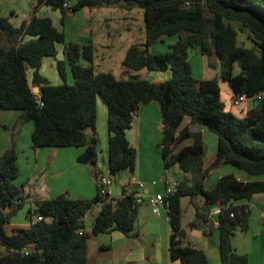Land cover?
Segmentation results:
<instances>
[{
	"label": "trees",
	"instance_id": "trees-1",
	"mask_svg": "<svg viewBox=\"0 0 264 264\" xmlns=\"http://www.w3.org/2000/svg\"><path fill=\"white\" fill-rule=\"evenodd\" d=\"M66 0H35L28 21L14 27L0 15V110H18V123L33 121V149L42 147H85L92 154L91 165L96 182L98 139L96 134V103L106 107L107 168L113 179L132 173L136 150L126 137L140 104L156 101L159 105L163 134L158 147L164 169L177 166L183 177L172 193L164 196L166 217L171 227L169 255L179 264H208L200 249L186 242L182 228L181 198L203 199L204 210L195 211L191 227L208 222L207 210L219 207L218 240L221 263L248 264L245 254L236 253L231 237L240 226L248 227L249 213L235 201L264 194V0H78L69 11L120 5L131 10L139 7L144 20L145 39L127 47L122 65L133 71H166L171 75L162 82L129 75L117 78L110 71H98L96 47L92 44L66 42L47 16H38L45 5L68 12ZM245 33L251 48L240 45L238 33ZM175 36L169 51H149L157 41ZM63 45L64 60H56L62 82L53 84L40 75L45 57L56 59L57 46ZM192 45L206 59V66L217 69L218 76L195 79L187 48ZM66 63L73 78L66 82ZM238 70L234 72V66ZM32 69L31 83L26 70ZM219 79L231 87L232 99L243 95L253 98L242 116L225 108L221 99ZM38 87V92H33ZM260 97V99H258ZM244 100V101H245ZM243 102L240 104L242 105ZM239 105V106H240ZM185 119L189 123L184 125ZM198 125L216 135V156L204 167V143ZM192 143L184 145L185 140ZM231 165L248 175L237 180L232 174L219 177L211 187L205 182L210 171ZM18 175L14 146L0 155V264H89L88 235L84 216L100 205L91 227L93 235L118 230L135 236L140 204L134 188L121 198L107 200L98 192L91 199H77L67 193L35 201L29 215L40 220L27 228L6 233L5 225L22 208V188L14 183ZM121 186H123L121 184ZM233 214L231 217L230 214ZM231 226H227V222Z\"/></svg>",
	"mask_w": 264,
	"mask_h": 264
},
{
	"label": "crops",
	"instance_id": "crops-1",
	"mask_svg": "<svg viewBox=\"0 0 264 264\" xmlns=\"http://www.w3.org/2000/svg\"><path fill=\"white\" fill-rule=\"evenodd\" d=\"M34 1L35 0H0V15L7 17L14 27H18L23 21H28L31 18L32 4ZM77 1L78 0H66V3L72 7ZM100 9H103V7ZM36 14L38 16L49 17L53 25L58 30L63 31L66 42L80 45L92 43L96 47V69L98 71L109 70L112 73L114 72L112 71L113 63L104 59L105 57H103L102 50L99 49L94 42V35L89 27V23L92 19V9L84 7L76 11L68 10L63 20L59 10H52L45 5L41 6ZM117 35H119V33H117ZM97 40L101 42L104 39L102 37V39L98 38ZM102 47L103 45H100V48ZM194 49V54L199 53L198 49ZM152 52L159 53L163 51L154 46ZM97 56L98 58L96 59ZM64 59L63 45L60 44L57 46L56 59L52 57H45L43 59L40 75L50 83L60 84L62 80L56 68V60ZM121 62L122 59L118 62V65L122 66ZM123 69L124 74L129 76L130 72L125 68ZM26 74L28 81L31 83L32 69H27ZM146 74L149 81L162 82L170 77L171 72L170 70L147 71ZM220 81L222 82V80L219 79V85ZM66 82H73L70 68L69 73L66 69ZM229 93L231 101L233 94L232 89ZM249 107L250 106L247 105L246 109ZM246 109L239 111V116H242ZM96 110V134L98 139L96 164L98 163L100 164L99 166H102L98 168L99 171H101L103 166L104 168L107 167V128L106 107L100 100H97ZM19 114L20 112L18 110H0V155L11 146H14L16 151V164L18 167L17 178L21 175L20 167L22 164L29 170L23 178L19 179L17 184L22 188V193L25 198L22 208L11 217L10 221L4 227L8 234H11L13 230L17 228H27L30 223L34 221L32 217H30L28 210L35 207V201L49 199L63 192L67 193L72 198L91 199L95 196L97 191L94 169L90 170V168H87L90 166H79L82 164L75 162V159L83 152L85 147H42L33 149L31 134L34 123L33 125L28 124L26 126L25 124L18 123ZM188 121L184 125H187L189 123ZM198 127L200 128L199 131L201 135L204 134L205 130L200 126ZM162 134L163 126L158 103L156 101H150L145 104H140L130 128L126 131V137L130 145L134 147L139 154L142 149H147L149 154H156L158 151L161 154L158 143L162 138ZM205 152L206 146L204 144V167H209L215 159L216 149L212 151L208 157L205 156ZM161 164L163 166L162 156ZM161 164L158 161L155 168L149 164L145 166L139 161V164L135 165L134 171L132 173H127V175L133 174L144 183V186L136 191L142 195L145 200L154 194L164 193L167 185L176 183L183 177V172L180 169L179 172L173 171L176 166L169 169H164L163 167L165 172H160L158 165ZM86 165H91V163L89 162ZM170 171H172L171 175L168 174ZM225 174H232L236 178L244 181L250 179L246 173L234 166L221 165L217 169L210 171L205 186L208 188L211 187L219 177ZM215 175L216 177L214 179L213 177ZM70 179H75L76 184H81V186H66V182ZM196 202H202L201 198L196 197L192 202L189 201L193 206V218L185 224L182 220V228L186 234L185 244L188 243L190 246L202 250L208 259V264H222L219 254L217 228L208 222L196 227L190 226V222L194 220L195 211L198 208ZM234 204L245 206L249 213V221L246 230L236 229L234 231L231 237L232 246L236 253L245 254L247 256L248 264H264V194L257 193L252 195L249 199L235 201ZM92 208L84 216V227L87 219L91 221V224L94 222L97 212L91 215ZM150 209V206L146 202L142 203L139 207L136 221L138 222L137 225L142 224L144 227L143 238L145 240L147 239L148 242L144 241L140 248L134 245H130L126 248V257L124 258L125 264H179L177 260H172L169 255V237L172 230L168 219L161 215H153ZM203 210L204 205L201 211ZM208 211L209 209L206 212L208 213ZM139 219L141 220L139 221ZM116 231L118 230H111L103 234L108 233L110 236L115 234V236L119 238L128 237L120 231L121 234H116ZM139 234V231H135V236L138 237ZM147 247H150L153 251H148ZM100 248L112 250L113 247L109 243H101ZM89 264L96 263L94 261H89ZM109 264L114 263L110 262ZM224 264L228 263L225 262Z\"/></svg>",
	"mask_w": 264,
	"mask_h": 264
},
{
	"label": "rangeland",
	"instance_id": "rangeland-1",
	"mask_svg": "<svg viewBox=\"0 0 264 264\" xmlns=\"http://www.w3.org/2000/svg\"><path fill=\"white\" fill-rule=\"evenodd\" d=\"M102 7H97L92 9V15H91V22L89 23V27L94 35V42L97 44L98 48L101 49L104 59L107 61H111L113 63L112 65V71L114 76L117 78L120 77H128L127 74H124L125 68L128 72H130V75H136L141 78L147 79V70H140V71H133L126 67H122L121 65H118V62L121 61L125 49L133 44V43H142L145 39V33H144V20L142 15V10L139 7H134L132 10H127L122 8L120 5H109L103 7V9H100ZM119 33V35H117ZM101 42L97 40L98 38H101ZM176 40L175 36L171 37H165L162 41L155 42L152 46H150L149 51H152V48L156 46L157 49L162 50L163 52L159 53H165L169 51V45L174 43ZM238 40L240 45L242 44L246 48H251L253 46V43L249 40H246L245 33L239 32L238 33ZM100 45H103L102 48H100ZM106 46V47H105ZM98 55V54H97ZM100 55V52H99ZM98 56L96 57V59ZM190 66H191V74L192 77L195 79H207V78H213L218 76L217 69L210 68L206 66V59L200 54H193L191 59L189 60ZM67 64V63H66ZM67 72L69 73V65H66ZM238 70V66H234V72ZM107 71V70H106ZM109 71V70H108ZM154 73V72H153ZM220 88H221V99L225 105L226 110L232 111V113L239 115L240 107L244 105H251L253 103V98H247L242 105L240 106H232L230 98H229V92L231 90L229 84L225 81H220ZM37 93V92H36ZM188 119H185L184 124H186ZM26 125L32 124V121L23 123ZM189 128L192 131H199L200 128L197 125H189ZM203 142L206 146V152L205 156H209L212 151L216 149V135L215 133L205 130L204 134H202ZM192 140L187 139L183 144H191ZM66 148V147H65ZM100 156V154H99ZM139 161L142 162L143 165L146 166V164L154 166L156 168V164H158V161L161 164V154L158 151L156 154H149L147 149H142L141 153L137 152L136 150V164H139ZM76 162V159H75ZM100 162V161H99ZM24 163V162H23ZM80 164V163H78ZM100 164H96L97 168H101L102 166H99ZM79 166H90L87 168L93 169L92 165H79ZM160 172H165L163 169L162 164L158 165ZM105 168L103 166V171ZM99 170V169H98ZM29 170L25 168V165H21L20 167V177L15 179L14 183L17 185L19 182V179L23 178ZM173 171L179 172V168L176 166L174 167ZM170 171L168 174L171 175ZM225 173V172H223ZM77 176V174H76ZM127 174L123 173L121 175L116 176L114 179L112 191H113V198L116 199L120 196L121 193V184L126 179ZM216 175L213 177L215 179ZM40 180V178H39ZM54 182H60V181H54ZM66 186H81V184H76L75 179L69 180L66 182ZM60 194V193H59ZM56 196V195H55ZM201 198V197H198ZM202 202H196L197 209L201 211L203 209V199L201 198ZM142 205V204H141ZM140 205V206H141ZM100 209V205L96 204L92 208L91 215L98 212ZM181 209H182V220L183 223H187L193 218L192 211L193 206L189 203L188 197H182L181 198ZM151 211V209H150ZM152 213V211H151ZM153 215H156L152 213ZM164 218L166 217L165 212L161 211L159 214ZM158 216V215H156ZM33 220L36 219L37 214L30 215ZM141 219H139L140 221ZM138 222H136L135 225V231H139L140 234L137 236H128L119 238L118 236H110L108 233L103 234H97L93 235L91 232V221L86 220L85 221V227L84 230L86 234L88 235V260L94 261L96 264H109L110 262L114 264H125L124 258L126 257L125 249L128 248L130 245H134L137 248H140L144 243L145 240L143 237V230L144 227L142 224L137 225ZM140 228V229H139ZM261 229V228H260ZM238 232V231H237ZM240 232V231H239ZM116 234H121L119 231H116ZM124 236V235H122ZM148 242V241H147ZM101 243H109L113 248L112 250L107 249H101L100 245ZM148 251H153L150 247H147Z\"/></svg>",
	"mask_w": 264,
	"mask_h": 264
},
{
	"label": "built area",
	"instance_id": "built-area-1",
	"mask_svg": "<svg viewBox=\"0 0 264 264\" xmlns=\"http://www.w3.org/2000/svg\"><path fill=\"white\" fill-rule=\"evenodd\" d=\"M64 7L67 10H69L70 8V6L67 3L64 4ZM258 99H260V97H258ZM244 100L245 97L243 95H240L231 99V104L232 106L237 107L242 102H244ZM237 180H241V179L237 178ZM97 183H98V192L103 198H106L107 200L114 199L112 196L113 194L112 187H113L114 179L110 175V171L107 167L103 171H99ZM122 185L123 186L121 187H123L124 191H128L129 188H134L135 190H139L144 186V183L138 178H136L133 174H129L127 175ZM175 185L176 183L167 185L164 193L154 194L151 197H149L147 200H145L143 196L140 195L139 193H136V203L141 205L142 203L146 202L150 206L152 213L159 215L161 211L163 212L166 211L164 196L172 193ZM122 196L123 194L121 193L118 198H121ZM219 212H220V208L216 206V207H211V209L209 208V211L207 213L208 223L214 226L215 228H217L218 226L217 214ZM230 216L232 217L233 214L231 213ZM40 219L41 216H37L34 221Z\"/></svg>",
	"mask_w": 264,
	"mask_h": 264
},
{
	"label": "water",
	"instance_id": "water-1",
	"mask_svg": "<svg viewBox=\"0 0 264 264\" xmlns=\"http://www.w3.org/2000/svg\"><path fill=\"white\" fill-rule=\"evenodd\" d=\"M194 53H195L194 47L192 45H189L188 48H187L186 60L189 61ZM32 90H33V92H38L39 89H38V87H33ZM263 106H264V101L260 100L257 103V108H263ZM91 160H92V154L89 152V150L87 148H85L83 150V152L76 158V162L80 163V164H83V165L88 164L89 162H91ZM227 226H231V222L230 221L227 222ZM236 229L240 230L241 227L240 226H236ZM183 245H185V243Z\"/></svg>",
	"mask_w": 264,
	"mask_h": 264
}]
</instances>
